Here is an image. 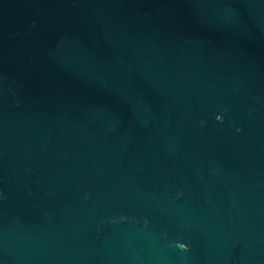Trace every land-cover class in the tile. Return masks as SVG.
Instances as JSON below:
<instances>
[{
  "label": "water",
  "instance_id": "water-1",
  "mask_svg": "<svg viewBox=\"0 0 264 264\" xmlns=\"http://www.w3.org/2000/svg\"><path fill=\"white\" fill-rule=\"evenodd\" d=\"M0 264H264V0H0Z\"/></svg>",
  "mask_w": 264,
  "mask_h": 264
},
{
  "label": "clouds",
  "instance_id": "clouds-1",
  "mask_svg": "<svg viewBox=\"0 0 264 264\" xmlns=\"http://www.w3.org/2000/svg\"><path fill=\"white\" fill-rule=\"evenodd\" d=\"M216 119H217V120H221L222 117H221V116H217ZM179 247H181V248L187 250V245H185V244H180Z\"/></svg>",
  "mask_w": 264,
  "mask_h": 264
}]
</instances>
